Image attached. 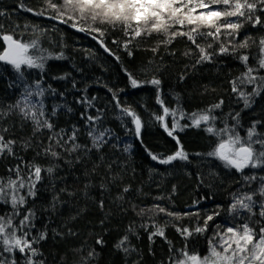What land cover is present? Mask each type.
Listing matches in <instances>:
<instances>
[{"label":"trees","instance_id":"obj_1","mask_svg":"<svg viewBox=\"0 0 264 264\" xmlns=\"http://www.w3.org/2000/svg\"><path fill=\"white\" fill-rule=\"evenodd\" d=\"M21 5L42 11L45 0H0V12L5 13L0 16L3 32L24 42L38 39L43 54L51 58L46 60L43 73L38 69H25L24 81L17 80L10 66L0 64V110H6L21 97L25 84L31 85L42 77V86L46 89L42 98L46 115L56 131L63 129L70 134L75 125L80 129L78 143L91 148L87 128L81 119L85 106L76 101L84 96L89 99L95 96V107L88 108L87 112L95 115L97 108L104 109L101 127L112 132L110 142L100 151L65 153L59 160H53L42 154L50 134L46 129L34 134L31 122L22 121L19 115L0 120V126L10 130L7 138L18 142L15 156H0V177L7 179L8 170L21 161L35 162L43 167L56 166L51 177L43 174L37 196L34 200L29 198L27 205L36 212L34 234L40 231L48 234L37 246L41 258L46 264H83L82 258L95 250L97 255L90 264H135L137 261L139 264H171L170 249L187 246L190 252L206 254L208 239L216 231L236 223L228 208L233 194L247 190V186L234 170L225 169L219 161L206 155L214 146L215 137L209 136L203 127L186 128L176 133L188 153V161H175L170 165L153 161L149 151L166 157L176 151V141L154 119V114H163L156 103V86L143 83L139 88H131L125 69L140 81L160 79V95L169 108L191 113L223 100L222 108L214 113L218 116L216 127L222 128L230 113L240 111L243 125L240 132L244 135L252 120L264 116V96L256 98L251 109L241 111L243 104L232 94L229 81L240 74L243 66L232 56H215L212 62L196 64L194 56L185 55L190 47L186 39L178 37L164 45L161 43L164 36L157 33L136 38L126 50L123 45L128 37L119 26L98 24L97 27L106 30L103 39L113 53L110 55L92 38L95 33L76 31L67 24L48 19L47 15L35 16L24 11ZM79 23L84 24L83 21ZM243 34L258 39L264 35V29L249 26ZM114 40L120 43H113ZM128 51L132 52L131 56ZM249 51L254 57L255 49ZM60 54L63 58L55 59ZM61 76L66 78L57 79ZM109 88L117 93L122 106L131 107L141 117L143 128L139 141L131 118H118L121 113L115 107ZM54 107L57 113L52 116ZM68 107L72 108L71 112L67 111ZM166 122L170 127L172 118L166 117ZM26 140L31 144L27 149L21 147ZM126 145H131L127 152L123 150ZM259 174L264 175V172ZM124 187L129 188L127 193L123 192ZM119 196H123V200H118ZM196 201L199 203H194ZM154 204L180 213L182 218L176 220L163 213L153 218L141 217L133 211V205L138 211ZM10 211L9 205L0 204V215ZM187 212H198L199 216H183ZM214 212L219 215L209 222L205 233H194L186 239L176 231V227L202 226L204 218ZM153 222L164 227L166 239L157 236L149 241V232L155 230L151 227ZM130 224L135 227L134 234L127 232ZM142 225H147V230ZM126 234L129 246L136 249L128 256L114 247ZM97 239H102L103 245H97Z\"/></svg>","mask_w":264,"mask_h":264},{"label":"snow or ice","instance_id":"obj_2","mask_svg":"<svg viewBox=\"0 0 264 264\" xmlns=\"http://www.w3.org/2000/svg\"><path fill=\"white\" fill-rule=\"evenodd\" d=\"M21 8L35 16L47 15L48 19L67 24L76 31L95 33L92 38L97 40L110 55L113 53L103 39L106 30L97 27L98 24H107L112 28L119 26L128 37L123 45L126 50L136 38L151 36L153 33L164 36L161 41L164 45L171 44L178 37L184 38L190 46L185 55L194 56L196 64L212 62L215 56H232L243 66L240 74L229 81L232 94L243 104L241 111L251 109L256 98L264 96V35L256 39L252 35L243 34L249 26L251 29H264V0H45L42 11L24 8L23 5ZM4 15V12H0V16ZM80 21L84 24L79 23ZM88 21H91V24ZM3 28L4 25L0 24V64L10 66L18 81H24L25 69H38L43 73L45 62L51 57L43 54L44 50L40 48L38 39L24 42L15 38L13 34L4 33ZM36 31L39 32V29L37 28ZM113 43L119 44L120 41L114 40ZM250 49H255L254 57ZM152 51L155 52L156 48ZM128 55L131 56L132 52L128 51ZM62 58L63 54L55 57V59ZM125 74L133 89L141 87L143 83L156 86V103L162 108L163 114H154V119L159 122L167 135L176 141V151L166 157H160L149 151L148 155L153 161L162 165H170L175 161H188V153L176 133L186 128L203 127L209 136L215 137L214 146L206 155L219 161L225 169L234 170L247 186V190L233 194L232 203L228 208L229 215L236 220V223L216 231L208 239L206 254L190 252L187 246L182 249H170L171 264H264V175L259 174L264 172V131L261 130L264 129V116L252 120L245 129L244 135L240 132L243 127L240 111L230 113L224 126L217 128L218 116L214 113L222 108L223 100L206 109L186 113L180 108H169L165 105L159 90L160 79L153 77L150 81H140L126 69ZM65 78V76L57 77V79ZM75 87L73 83V88ZM52 91L55 93L54 89ZM108 91L113 93L115 107L121 113L118 118L123 120V117H130L134 134L140 139L143 128L141 117L131 107L122 106L117 93L111 88ZM45 92L42 77L31 85L25 84L21 97L6 110H0V120L19 115L22 121L31 122L34 134L46 129L50 134L47 136L48 144L42 148V154L53 160H59L65 153L71 155L91 149L100 151L110 142L111 130L101 127L105 110L97 108L95 115L87 112L88 108L95 107L93 101L97 97L93 96L89 99L84 96L76 101L85 106L81 119L84 121L86 134L91 142L89 148L78 143L80 129L75 125L70 134L63 129L55 130V125L46 115L42 99ZM60 95L63 96V93ZM67 111L71 112L72 108L68 107ZM56 113L57 108L54 107L51 114L55 116ZM166 117L172 118L170 127ZM181 120H187L188 123L181 124ZM228 120L232 123L229 124ZM9 131L7 127L0 126V156L16 155L15 146L18 142L7 138L6 134ZM30 146L27 140L21 143V147L25 149ZM130 147L131 145H126L123 150L127 152ZM55 171L56 166L51 164L43 167L35 162L21 161L8 170L7 179L0 177V204L9 205L11 208L10 212L0 215V264H46L37 246L47 239L48 234L46 231L34 234L36 212L27 205L29 198L34 200L37 196L38 185L44 180L43 174L47 173L51 177ZM128 191V187L123 188L124 193ZM175 191L176 188L173 186V193ZM55 199L57 198L54 197ZM117 199L123 200V196ZM100 207H104L103 201L100 202ZM133 211L141 217L147 215L153 218L163 213L176 220L182 218L180 213L168 211L158 204L150 208H139L138 211L137 206L133 205ZM218 215V212L207 215L202 226L197 225L192 229L176 227V231L186 239L194 233L203 234L208 230L209 222ZM183 216L198 217L199 213L187 212ZM142 226L147 230V225ZM151 227L155 230L149 232L150 242L157 236L166 239L164 227L154 222ZM127 232L134 234V225L130 224ZM103 243L102 239L96 241L97 245ZM114 247L126 256L136 251L129 246L127 234ZM96 255L95 250L90 251L86 258H82L83 264H90Z\"/></svg>","mask_w":264,"mask_h":264},{"label":"water","instance_id":"obj_3","mask_svg":"<svg viewBox=\"0 0 264 264\" xmlns=\"http://www.w3.org/2000/svg\"><path fill=\"white\" fill-rule=\"evenodd\" d=\"M96 42H97V40H95ZM98 43V42H97ZM99 44V43H98ZM100 45V44H99ZM137 139V138H136ZM138 141L140 140V139H137Z\"/></svg>","mask_w":264,"mask_h":264}]
</instances>
